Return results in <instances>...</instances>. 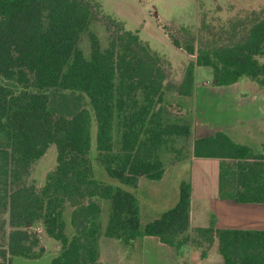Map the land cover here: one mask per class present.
<instances>
[{"label":"trees","instance_id":"16d2710c","mask_svg":"<svg viewBox=\"0 0 264 264\" xmlns=\"http://www.w3.org/2000/svg\"><path fill=\"white\" fill-rule=\"evenodd\" d=\"M89 19L84 0H0V210L10 227L3 254L38 257L29 227L40 220L60 245L49 264H101L99 199L109 203L105 237L127 244L156 236L179 254L178 237L189 227L190 183L181 181L174 206L142 225L134 192L93 176L91 121L96 160L108 177L133 189L140 176L161 178L167 154L175 151V160L186 155L191 123L164 103L165 73L136 34L125 31L101 48L90 33L89 56L83 55L78 42ZM195 64L212 68L214 85L247 77L264 88V15L255 16L238 39L199 47ZM193 65L186 67L178 95L191 94ZM51 144L56 165L37 190L27 182L29 170ZM192 153L220 159V198L264 203L263 155L221 131L195 139ZM65 205L71 208L70 235ZM214 237L223 264H264V230L214 228L211 220L190 239L200 259Z\"/></svg>","mask_w":264,"mask_h":264},{"label":"crops","instance_id":"0c3cea01","mask_svg":"<svg viewBox=\"0 0 264 264\" xmlns=\"http://www.w3.org/2000/svg\"><path fill=\"white\" fill-rule=\"evenodd\" d=\"M251 2L253 5H242L241 8L255 9L259 5L257 0ZM163 36L170 42L167 36ZM147 44L169 62L171 70L179 72L178 83H181L188 64H194L191 94L178 95L187 103L192 116L190 145L183 158L165 164L159 180L140 176L134 189L119 183L112 185L134 192L139 202L140 223L144 225L174 206L180 182L188 181L191 186L189 227L178 237L177 254L156 236L137 237L127 244L119 238L105 237L108 214L102 218L101 212L99 261L101 264H183L181 260H184V264H223L215 237L207 256L199 258V251L190 244L193 230L208 227L211 220L214 228L264 230V203H240L220 198V159L193 156L192 142L221 131L234 142L246 145L254 154L264 157V88L247 77L229 85H214L212 68L196 65L195 54L183 51V58L176 62L178 55L175 51L170 53L151 47L149 42ZM159 203H162V210L156 209Z\"/></svg>","mask_w":264,"mask_h":264},{"label":"rangeland","instance_id":"374dc122","mask_svg":"<svg viewBox=\"0 0 264 264\" xmlns=\"http://www.w3.org/2000/svg\"><path fill=\"white\" fill-rule=\"evenodd\" d=\"M90 9V19L84 31H82L78 47L85 57L89 56L90 43L89 34L93 33L98 40L99 46L105 48L108 43L124 33L130 31L137 35L140 47L151 50L150 46L163 49L166 52L175 53L176 62L183 58L185 48L192 46L195 50L199 47L217 46L238 39L247 29L249 23L255 16L264 15V0H257L259 4L255 9H244L242 5L251 6L253 0H84ZM168 37L170 42L176 40L179 47L173 49L170 42L164 38ZM173 44V43H172ZM181 48V50L177 49ZM156 54L157 61L165 73L163 101L172 113H176L191 121V112L186 102H182L176 92L180 85L179 72L171 70L169 62ZM183 53V54H182ZM182 57V58H181ZM87 108L90 107L87 105ZM191 123V122H190ZM95 122L91 121V149L89 159L91 161L93 176L105 183L118 184L108 177L103 167L96 160L95 150ZM114 136V146L116 147ZM190 144V140L188 142ZM189 144L186 151L189 149ZM178 147V145H177ZM177 153L166 155V163L173 162ZM56 149L51 144L46 152L35 160L29 170L27 182L33 184L39 190L45 180L46 174L53 170L56 165ZM102 218L109 211L107 200H98ZM162 204V203H161ZM156 209L162 210V205ZM165 206V205H164ZM71 208L64 206L63 219L65 231L70 235L72 230L69 224ZM10 227L8 225V214L0 210V264H49L51 259L60 252V245L48 237L41 221H36L29 227L33 238L37 239L36 251L41 250L36 258H25L20 256H9L3 254L6 250L7 236ZM59 245V246H58ZM184 264V260H181Z\"/></svg>","mask_w":264,"mask_h":264}]
</instances>
